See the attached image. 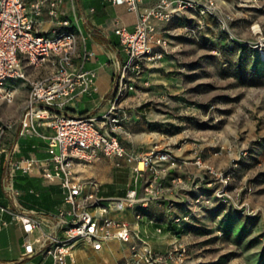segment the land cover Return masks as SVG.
I'll use <instances>...</instances> for the list:
<instances>
[{
    "label": "built area",
    "instance_id": "built-area-1",
    "mask_svg": "<svg viewBox=\"0 0 264 264\" xmlns=\"http://www.w3.org/2000/svg\"><path fill=\"white\" fill-rule=\"evenodd\" d=\"M47 1L49 14L57 18L58 24L68 26V19L58 18V6L64 0ZM43 2L39 0L29 11L24 0H0V99L11 102L14 98L13 87L5 86L8 80L23 81L28 86V94L20 119V134L46 137L38 127L46 126L52 130V134L47 136L46 156L14 159L5 173L9 179L16 173L39 174L43 179L58 184L62 203L53 214L55 234L42 231L31 239L29 235L35 228H40V221L28 212L0 202V230L12 223L20 224L25 233L21 259L32 260L39 255L40 260L35 264H77L73 255L77 241L84 240L94 250H99L105 241L113 238L129 244V256L118 264H196L189 261V246L180 239L176 230L177 227L191 225V212L170 214L164 222L152 217L147 219L154 223L156 233L167 230L171 234L164 252L154 251L147 235H139L128 221L109 213L151 199L162 200L159 176L170 167L180 168L182 165L172 151L158 144H153L144 153L134 154L128 152L121 142L126 130L120 101L125 98L126 91L133 89V83L140 78L139 74L145 67L160 61L168 51V40L157 33L152 20L169 22L185 8L210 14L216 9L215 0H157L156 6L139 13L132 30L124 26L115 28L126 58L119 66L110 106L101 116L73 115L62 111L76 93L91 94L97 90V74L93 68L74 69L73 58L79 47L77 32L61 29L48 35L38 31L33 16L40 14ZM110 2L124 4L129 10L137 8V0ZM252 30L260 33L254 25ZM254 47L264 59V38H259ZM92 55L84 47L83 59ZM42 66H47L44 74L33 77L27 71V67L39 69ZM9 126L8 121L0 119V168L1 139ZM100 155L114 157L117 167L123 160L130 165L132 175L123 196L101 197L98 195V182L79 175L77 166L89 164ZM193 164L204 166L199 155ZM202 170L190 176L187 185L182 184L180 176H175L172 181L187 192H198L192 198L194 204L207 202L206 193L212 190L219 201L233 205L232 196L228 193L230 175L208 166ZM8 187L12 195L19 193L12 184ZM243 190L241 187L235 189L236 198ZM171 205L169 202L168 210ZM235 208L243 214L240 207ZM142 216L141 210L134 212L136 220Z\"/></svg>",
    "mask_w": 264,
    "mask_h": 264
},
{
    "label": "rangeland",
    "instance_id": "rangeland-1",
    "mask_svg": "<svg viewBox=\"0 0 264 264\" xmlns=\"http://www.w3.org/2000/svg\"><path fill=\"white\" fill-rule=\"evenodd\" d=\"M216 3L213 13L197 10L212 19L211 26L195 11L163 25L165 55L172 64L145 67L125 94H138L128 108L146 117L150 147L167 148L182 162L180 168H198L196 174L208 166L230 175L234 206L219 201L212 190L207 202L192 205V223L182 227L189 259L264 264V60L254 47L264 38V0ZM121 57L123 62L126 55ZM14 84L21 93L11 102L0 101V118L12 124L27 97L23 81L8 80L5 86ZM197 155L202 168L193 164ZM240 187L244 190L236 198Z\"/></svg>",
    "mask_w": 264,
    "mask_h": 264
},
{
    "label": "crops",
    "instance_id": "crops-1",
    "mask_svg": "<svg viewBox=\"0 0 264 264\" xmlns=\"http://www.w3.org/2000/svg\"><path fill=\"white\" fill-rule=\"evenodd\" d=\"M38 1L24 0V3L27 9L31 11L33 5ZM216 1L218 0H215V3ZM156 4L157 0H137V8L129 10L124 4H113L110 0H64L58 6V18L68 19L70 23L68 26H62L58 24L57 18L49 14L48 1L44 0L40 14L33 16L38 31L48 35L61 29H71L77 32L79 47L73 58L74 69L80 67L83 69L93 68L97 74V90L91 94L76 93L74 98L64 105L63 112L73 115L101 116L107 111L113 96L115 78L123 60L121 54H125L114 30L118 26H124L132 30L138 21L139 13L156 6ZM192 11L199 14L197 9L185 8L181 10L180 15L173 18L178 17L176 20L182 19ZM199 15L206 21V26H211L210 21L212 19L208 18L207 14ZM152 22L157 33L168 39L166 34L161 32L163 25L168 22L155 19ZM84 47L93 53L86 60L82 56ZM167 54H169V51ZM167 64L171 65L172 62L165 55L159 62L153 63L149 67L152 65L166 67ZM46 71L47 66H42L39 69H32L29 74L35 77L44 74ZM34 72L36 73L34 74ZM12 87L14 96L16 93L17 95L21 93V88L15 84ZM24 87H26L28 94V86L25 85ZM135 97H138V94L130 91L120 101V105L124 109V126L126 130L121 142L128 152L140 154L150 148L152 141H149V134L151 133L148 134L149 128L148 122L145 120L146 117L143 116L140 110L128 108L135 105L133 103ZM2 100L0 99V101ZM2 107L6 111L9 109L5 106ZM22 112L23 106L16 124L4 120L8 121L10 126L5 130L1 139L3 152L1 153L2 165L0 168V202L18 211L28 212L40 221V228H35L29 235L33 239L35 236L40 235L42 231L47 234H55L53 214L56 207L62 203V193L58 184L43 179L37 173L31 175L16 173L10 179L5 173L9 163L14 159L46 156L47 136L52 134L51 128L38 127L46 137L20 134ZM185 155H188V153H185ZM114 160L115 158L112 156L100 155L98 159L89 164L77 166L81 177L93 178L98 182V195L101 197L123 196L129 185L132 175L130 165L123 160L122 165L117 167L114 165ZM187 167L184 166L180 169L170 167L161 173L159 184L163 188L162 196L164 198L162 200L151 199L145 203L139 202L122 211L110 212L109 215L128 221L132 229L139 232V235L148 236V243L154 251L164 252L168 247L171 234L167 230L161 234L156 233L154 223H149L147 219L152 217L157 221L164 222L170 214L185 212H191L192 214L191 208L194 205L192 198L198 192H187L172 181L175 176H180L183 179V185L189 184L190 176L199 172V169L193 167L197 171L194 172ZM20 177H25L27 181L19 183ZM10 184L19 191L17 195L14 196L10 192L8 187ZM141 193L140 181L139 194ZM31 194L34 195L33 198L35 199L40 200L41 195H45L46 199H42L41 203L35 202L30 200ZM169 202L172 203L170 210L167 208ZM137 210H141L143 213L139 220L134 217V212ZM182 229V227H177V235L186 242L182 237ZM24 239L25 233L20 224L12 223L0 230V264H35L40 260L39 255H36L32 260L21 259ZM36 247L38 246L36 245ZM129 253V244L115 238L105 241L99 250H94L84 240L77 241L73 246V255L77 264H118L126 259ZM189 261L203 264L200 259H189Z\"/></svg>",
    "mask_w": 264,
    "mask_h": 264
},
{
    "label": "trees",
    "instance_id": "trees-1",
    "mask_svg": "<svg viewBox=\"0 0 264 264\" xmlns=\"http://www.w3.org/2000/svg\"><path fill=\"white\" fill-rule=\"evenodd\" d=\"M258 56H259V55H258ZM259 59H260V60H264V59H261L260 56H259ZM25 181H27L25 177H20V179H19V183H24ZM33 197H34V195L31 194V197H30L31 199H30V200L35 201V202L37 201V202H40V203H41V200H42V199H46V196H45V195H41V196H40V197H41L40 200L35 199V198H33Z\"/></svg>",
    "mask_w": 264,
    "mask_h": 264
}]
</instances>
